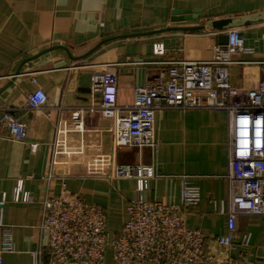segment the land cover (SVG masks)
Segmentation results:
<instances>
[{
	"label": "crops",
	"instance_id": "crops-1",
	"mask_svg": "<svg viewBox=\"0 0 264 264\" xmlns=\"http://www.w3.org/2000/svg\"><path fill=\"white\" fill-rule=\"evenodd\" d=\"M174 8L201 12L199 18L173 22ZM261 11L264 0H0V118L4 108H11L25 122L27 133L25 141L10 139L0 120V245L4 227H11L13 237V249L0 253V264H34L32 252L45 240L37 225L52 160L64 164L67 189L107 210L110 237L119 233L126 220L127 202L138 196L134 178H116L111 173L113 166L124 163L155 166L156 175L141 192L146 200L178 204L179 175H189L200 188V200L190 209L187 225L208 237L226 233V216L217 210L228 191L232 135L225 110L165 107L156 111L155 150L113 149L108 131L112 120L97 112L85 115L74 129L67 124L71 111L90 103L94 72L110 66L117 74V103L123 105L132 102L134 86L148 85L166 68L157 61L211 58L217 31L162 29L200 26ZM233 28L255 50L246 59L264 62V22ZM126 34L132 35L119 36ZM113 36L118 37L94 49ZM155 41L164 45L161 57L152 53ZM54 46L59 47L43 52ZM28 57L34 59L25 62L21 74L7 86ZM261 62L232 66L233 85L254 88L264 75ZM36 86L51 103L61 105L51 110L49 118L25 106L27 94ZM51 174L48 192L56 194L63 173L54 169ZM19 183L22 191L31 193V202L13 201ZM243 233H250L249 245L239 246L230 256L247 264H264V214L238 213L234 241ZM205 250L215 258L223 255V248L212 240H207ZM99 264H114L109 246Z\"/></svg>",
	"mask_w": 264,
	"mask_h": 264
},
{
	"label": "built area",
	"instance_id": "built-area-1",
	"mask_svg": "<svg viewBox=\"0 0 264 264\" xmlns=\"http://www.w3.org/2000/svg\"><path fill=\"white\" fill-rule=\"evenodd\" d=\"M225 33L227 43H216L207 61H157L166 68L148 85L134 86L129 104L117 103V74L110 66L94 72L89 88L90 103L71 111L67 128H76L85 115L97 112L112 120L108 131L113 149L150 147L155 150L156 111L165 107L225 110L232 135L226 175L228 191L226 199L217 204V210L226 216V233L208 237L187 225L190 209L200 200V188L189 175H179L178 204L146 200L141 192L147 180L156 175L155 166L124 163L113 166L111 173L116 178H134L138 196L127 202L126 220L119 233L110 237L107 210L67 189L62 179L64 164L52 160L45 176L46 193L37 225L45 240L32 252L34 264H99L104 261L108 246L114 264H247L230 254L239 246L247 247L250 240V233H243L234 241L237 214H264V75L254 88L233 85L232 66L261 61L246 59L253 57L255 50L245 45L238 28H229ZM152 50L158 57L165 53L161 41H155ZM31 82L37 85L34 76ZM25 106L40 110L47 118L52 109L61 107L51 103L39 86L27 94ZM0 120L8 138L26 140V124L11 108L2 110ZM54 169H60L63 174L59 192L50 194ZM12 199L28 203L32 195L22 191L19 183ZM207 240L223 248L220 258L206 252ZM12 249L11 227H4L0 253Z\"/></svg>",
	"mask_w": 264,
	"mask_h": 264
},
{
	"label": "water",
	"instance_id": "water-1",
	"mask_svg": "<svg viewBox=\"0 0 264 264\" xmlns=\"http://www.w3.org/2000/svg\"><path fill=\"white\" fill-rule=\"evenodd\" d=\"M200 12H201V9H197V8H193V9L174 8L171 10L170 19H171V21L175 22V21H183V20H190V19H194V18H199ZM260 22H264V11L254 13V14H250V15L232 16V17H225V18H220V19H213V20L207 21L204 25H200V26L168 27V28H165L162 30L168 31V30H190V29H196V28H207V29L218 32L217 42H216L217 44H226L228 36L225 32L227 29L233 28V27H241V26L256 24V23H260ZM153 32H155V31H153ZM141 34H143V33H141ZM131 35L132 34L119 35V36L128 37ZM136 35H139V34H136ZM116 37H118V36H113V37H109V38L101 40L96 45V47L94 49H96L101 44H103L109 40L115 39ZM56 47H59V46L51 47L49 49H46L43 52H46V51L51 50L52 48H56ZM32 59H34V57H28V58L23 59L19 63L16 70L14 71V74L11 75V80L9 81L7 86L9 84H11V82L14 81L18 75L21 74L20 71H21L23 64L29 60H32Z\"/></svg>",
	"mask_w": 264,
	"mask_h": 264
}]
</instances>
